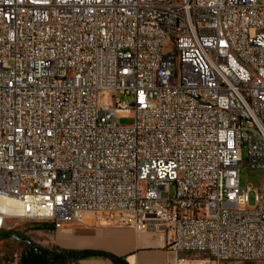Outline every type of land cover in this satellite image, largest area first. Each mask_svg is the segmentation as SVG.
<instances>
[{
	"label": "built area",
	"instance_id": "1",
	"mask_svg": "<svg viewBox=\"0 0 264 264\" xmlns=\"http://www.w3.org/2000/svg\"><path fill=\"white\" fill-rule=\"evenodd\" d=\"M243 148L264 169V0H0V229L94 220L156 234L166 264L264 260Z\"/></svg>",
	"mask_w": 264,
	"mask_h": 264
},
{
	"label": "rangeland",
	"instance_id": "2",
	"mask_svg": "<svg viewBox=\"0 0 264 264\" xmlns=\"http://www.w3.org/2000/svg\"><path fill=\"white\" fill-rule=\"evenodd\" d=\"M173 50L172 43L170 42L162 46L164 54L172 53ZM115 97L119 101H127L129 104L132 103L131 97L123 96L118 92L115 94ZM119 123L121 125H129L133 123V119L130 117H122L119 119ZM239 179L241 186L248 185L253 189V191L248 193L247 197L248 205L253 206L255 203V191L261 189L264 185V169L248 165L247 151L245 148L241 152ZM86 224L88 226L68 224L57 230H52L49 227L50 225L46 223H33L24 220L13 221L11 228L0 229V264H22V255L31 247L47 251L55 247L59 250H82L79 249L80 232H88L91 228L95 227H114L99 225L94 220H86ZM55 264H76V262L69 258H63ZM220 264H264V260L224 261Z\"/></svg>",
	"mask_w": 264,
	"mask_h": 264
},
{
	"label": "crops",
	"instance_id": "3",
	"mask_svg": "<svg viewBox=\"0 0 264 264\" xmlns=\"http://www.w3.org/2000/svg\"><path fill=\"white\" fill-rule=\"evenodd\" d=\"M80 248L100 250L123 257L127 264H166L174 257L166 250L164 242L149 231L138 232L130 228L109 227L91 228L80 232ZM76 264H111L102 258H87L75 261ZM222 263V262H221Z\"/></svg>",
	"mask_w": 264,
	"mask_h": 264
},
{
	"label": "trees",
	"instance_id": "4",
	"mask_svg": "<svg viewBox=\"0 0 264 264\" xmlns=\"http://www.w3.org/2000/svg\"><path fill=\"white\" fill-rule=\"evenodd\" d=\"M49 227L53 230L52 226ZM63 258L75 261L87 258H102L109 260L111 264H127L123 257H117L105 251L89 249L59 250L57 247L50 251L31 247L22 255L21 262L22 264H55Z\"/></svg>",
	"mask_w": 264,
	"mask_h": 264
},
{
	"label": "bare ground",
	"instance_id": "5",
	"mask_svg": "<svg viewBox=\"0 0 264 264\" xmlns=\"http://www.w3.org/2000/svg\"><path fill=\"white\" fill-rule=\"evenodd\" d=\"M6 203H12V201H7V202H0V214L5 213L8 214V207H6ZM60 241V240H59ZM62 242V240H61ZM131 264H134L132 260H130Z\"/></svg>",
	"mask_w": 264,
	"mask_h": 264
},
{
	"label": "water",
	"instance_id": "6",
	"mask_svg": "<svg viewBox=\"0 0 264 264\" xmlns=\"http://www.w3.org/2000/svg\"><path fill=\"white\" fill-rule=\"evenodd\" d=\"M12 236H14V235H12ZM15 238H17L16 236H14ZM25 242H27L26 240H24Z\"/></svg>",
	"mask_w": 264,
	"mask_h": 264
}]
</instances>
